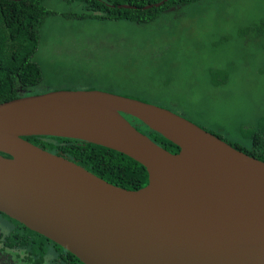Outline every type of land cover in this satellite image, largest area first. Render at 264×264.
I'll return each instance as SVG.
<instances>
[{"label": "water", "instance_id": "1", "mask_svg": "<svg viewBox=\"0 0 264 264\" xmlns=\"http://www.w3.org/2000/svg\"><path fill=\"white\" fill-rule=\"evenodd\" d=\"M32 136L121 153L146 169L147 184L111 185L23 139ZM0 212L82 264H264V162L166 108L100 89L0 104Z\"/></svg>", "mask_w": 264, "mask_h": 264}, {"label": "rangeland", "instance_id": "2", "mask_svg": "<svg viewBox=\"0 0 264 264\" xmlns=\"http://www.w3.org/2000/svg\"><path fill=\"white\" fill-rule=\"evenodd\" d=\"M262 6L263 0H202L131 26L89 20L80 6L52 1L36 59L46 81H88L87 69L101 81H169L152 104L236 140L240 125L264 110V41L245 30ZM212 75L226 83L211 87ZM75 87L69 90H85Z\"/></svg>", "mask_w": 264, "mask_h": 264}, {"label": "trees", "instance_id": "3", "mask_svg": "<svg viewBox=\"0 0 264 264\" xmlns=\"http://www.w3.org/2000/svg\"><path fill=\"white\" fill-rule=\"evenodd\" d=\"M52 1L59 7L63 2L80 6V10L83 11L81 16L89 20L143 26L161 18L167 12L183 9L202 0H167L159 7L153 6L149 9L143 8L163 0H0V104L22 96L77 89L75 87L77 85H82L85 90H105L148 103H152L149 100L153 99L154 95L166 93L169 81H101L96 78L95 72L89 69L84 75L88 81H46L47 76L43 66L36 59V53L42 29L52 15L50 9ZM121 5H128L131 8L119 7ZM245 30L264 41V0L261 15ZM262 48L264 49V43ZM224 83L225 76L220 81L217 78L208 81L214 88ZM124 116L134 125L141 124L132 117ZM199 127L233 148L264 162V110L254 115L249 124L240 125L236 140L225 139L218 130ZM138 130L167 151L171 153L179 151L178 147L146 127ZM23 139L48 152L75 161L111 185L127 190H138L147 184L146 169L116 151L73 139L40 136ZM59 249L66 257H63L65 262L70 264L72 261L79 262L68 251Z\"/></svg>", "mask_w": 264, "mask_h": 264}, {"label": "flooded vegetation", "instance_id": "4", "mask_svg": "<svg viewBox=\"0 0 264 264\" xmlns=\"http://www.w3.org/2000/svg\"><path fill=\"white\" fill-rule=\"evenodd\" d=\"M54 244L0 212V264H70L64 261L62 247Z\"/></svg>", "mask_w": 264, "mask_h": 264}]
</instances>
